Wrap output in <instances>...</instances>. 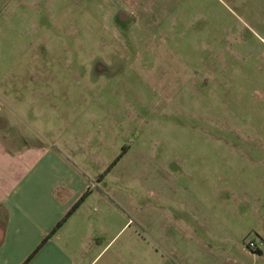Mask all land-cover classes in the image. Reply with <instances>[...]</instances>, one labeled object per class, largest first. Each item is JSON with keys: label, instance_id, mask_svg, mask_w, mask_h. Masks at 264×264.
<instances>
[{"label": "rangeland", "instance_id": "1", "mask_svg": "<svg viewBox=\"0 0 264 264\" xmlns=\"http://www.w3.org/2000/svg\"><path fill=\"white\" fill-rule=\"evenodd\" d=\"M263 22L260 0H0V67L46 65L54 134L101 192L146 209L263 174Z\"/></svg>", "mask_w": 264, "mask_h": 264}, {"label": "crops", "instance_id": "2", "mask_svg": "<svg viewBox=\"0 0 264 264\" xmlns=\"http://www.w3.org/2000/svg\"><path fill=\"white\" fill-rule=\"evenodd\" d=\"M46 70L0 67V264H264V161L249 163L261 175L157 192L151 207L130 209L86 175L77 140L54 134ZM16 119L27 127L11 128ZM246 237L261 243L256 251Z\"/></svg>", "mask_w": 264, "mask_h": 264}, {"label": "built area", "instance_id": "3", "mask_svg": "<svg viewBox=\"0 0 264 264\" xmlns=\"http://www.w3.org/2000/svg\"><path fill=\"white\" fill-rule=\"evenodd\" d=\"M243 244L245 245V247L253 251H256L259 245H261V243L259 244L254 239L249 238V237H246L243 239Z\"/></svg>", "mask_w": 264, "mask_h": 264}, {"label": "trees", "instance_id": "4", "mask_svg": "<svg viewBox=\"0 0 264 264\" xmlns=\"http://www.w3.org/2000/svg\"><path fill=\"white\" fill-rule=\"evenodd\" d=\"M123 152H125L124 150L122 151V153L118 156V157H120L122 154H123ZM87 193H85V195H86ZM82 200V199H81ZM81 201H78L72 208H71V210H70V212L72 211V210H74L77 206H78V204L80 203ZM63 221V220H62ZM62 221L61 222H59L57 225H56V228L62 223ZM55 230V229H54ZM54 230L52 231V232H54ZM46 239H44L43 240V242L45 241Z\"/></svg>", "mask_w": 264, "mask_h": 264}]
</instances>
